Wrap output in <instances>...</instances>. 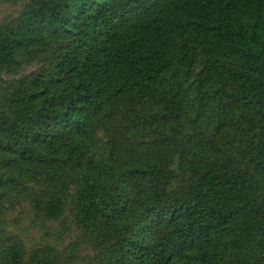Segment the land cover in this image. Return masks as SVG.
I'll list each match as a JSON object with an SVG mask.
<instances>
[{
  "label": "trees",
  "instance_id": "obj_1",
  "mask_svg": "<svg viewBox=\"0 0 264 264\" xmlns=\"http://www.w3.org/2000/svg\"><path fill=\"white\" fill-rule=\"evenodd\" d=\"M19 1L0 264H264V0Z\"/></svg>",
  "mask_w": 264,
  "mask_h": 264
},
{
  "label": "rangeland",
  "instance_id": "obj_2",
  "mask_svg": "<svg viewBox=\"0 0 264 264\" xmlns=\"http://www.w3.org/2000/svg\"><path fill=\"white\" fill-rule=\"evenodd\" d=\"M23 3L24 2L22 1L15 3H0V22L9 15H17ZM32 70L33 68H27L26 72H30ZM19 223L21 227H26L28 225V222L24 219H21ZM21 236L27 247H33L36 243L39 242V238H41V234L37 230H27L26 235L21 234ZM67 241L68 240L65 241V244L67 243Z\"/></svg>",
  "mask_w": 264,
  "mask_h": 264
}]
</instances>
